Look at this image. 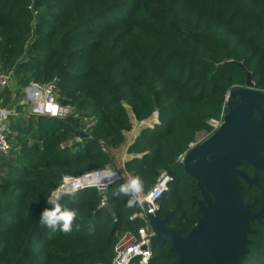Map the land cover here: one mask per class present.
Returning a JSON list of instances; mask_svg holds the SVG:
<instances>
[{
	"label": "trees",
	"instance_id": "16d2710c",
	"mask_svg": "<svg viewBox=\"0 0 264 264\" xmlns=\"http://www.w3.org/2000/svg\"><path fill=\"white\" fill-rule=\"evenodd\" d=\"M237 64L264 91V0H0V71L13 70L20 87L57 81L59 104L74 107L64 120L30 116L23 132L31 145L24 139L16 158L0 157V264L111 263L118 236L143 225L130 219L139 206L113 195L121 182L105 193L114 218L98 208L96 190H83L62 201L77 211L70 233L39 219L63 177L112 165L132 121L155 114L124 169L141 178L144 193L161 173L169 177L157 216H171L168 227L186 237L200 218V195L177 157L229 112L226 96L245 85ZM4 95L3 106L13 107L11 92ZM77 136L81 143L62 148ZM258 173L255 186L237 181L253 213L264 210ZM249 226L242 264H264V214ZM170 249L153 248L149 264L176 263Z\"/></svg>",
	"mask_w": 264,
	"mask_h": 264
},
{
	"label": "water",
	"instance_id": "95a60500",
	"mask_svg": "<svg viewBox=\"0 0 264 264\" xmlns=\"http://www.w3.org/2000/svg\"><path fill=\"white\" fill-rule=\"evenodd\" d=\"M245 85L229 93L224 123L206 141L192 144L183 163L185 175L196 181L200 199H194L200 218L186 237L168 227L171 216H147L154 233L151 249L168 244L178 261L173 264H242L254 234L249 224L264 210L253 213L240 195L237 180H250L241 166L264 174V92L254 88L251 74L241 64ZM65 69L57 75L60 80ZM255 110L258 119H252ZM81 136H86L80 132ZM149 211L147 205L144 206Z\"/></svg>",
	"mask_w": 264,
	"mask_h": 264
},
{
	"label": "built area",
	"instance_id": "2783aa9c",
	"mask_svg": "<svg viewBox=\"0 0 264 264\" xmlns=\"http://www.w3.org/2000/svg\"><path fill=\"white\" fill-rule=\"evenodd\" d=\"M14 80L15 73L13 70L8 72L0 71V95L5 91L11 92L12 90H19L20 86L18 84L14 86ZM57 91V81L47 84L31 82L27 86L21 87L20 92L23 94V98L21 101L17 102V105L28 107L30 116L64 120L73 114L74 107L71 105L59 104ZM228 97L229 94L226 96L225 104L228 102ZM15 115V109L13 107H0V157L7 156L9 153L10 118ZM224 116L225 114H222L219 119L208 121L210 131L207 132V134L211 136L221 127L224 123ZM86 129L81 132L86 133ZM73 142L81 143L82 137H75L73 141H68L66 144L62 145V148L72 146ZM100 144L102 145V150L106 152L107 150L104 143L100 142ZM187 153L188 152H185L179 155L177 157V162L182 164ZM107 168L115 171L110 165L103 169L83 173L79 177H63L60 185L50 197H55L57 195L65 196L67 195L66 193L73 192L74 189V194L83 190H96L101 195L98 208L104 209L114 218L107 203L105 193L110 185L117 182L123 183L125 180L118 171H115L117 175L114 177L111 184L98 183L103 175V170ZM169 181V177L165 173H161L155 185L147 193H143L141 197L142 202L139 205L140 211L130 218L131 220L140 221L143 225L136 233L124 232L118 236L116 244L113 247L112 261L109 264H149L152 259L150 242L154 233L148 223L147 216H154L157 214L159 210V200L168 191ZM145 205L148 206L149 211L144 209Z\"/></svg>",
	"mask_w": 264,
	"mask_h": 264
},
{
	"label": "clouds",
	"instance_id": "9594fccd",
	"mask_svg": "<svg viewBox=\"0 0 264 264\" xmlns=\"http://www.w3.org/2000/svg\"><path fill=\"white\" fill-rule=\"evenodd\" d=\"M117 175L115 171L110 168L103 170V175L98 183L111 184L114 177ZM75 192L66 193L68 196H72ZM144 193L143 181L139 176H132L121 183L117 190L113 192L114 196L127 197L126 207L134 208L141 204V197ZM63 195H57L50 197L48 205L50 207L45 208L40 216L39 223L52 231L59 230L65 234L70 233L73 230V222L77 218V211L73 208L66 207L62 201Z\"/></svg>",
	"mask_w": 264,
	"mask_h": 264
},
{
	"label": "rangeland",
	"instance_id": "374dc122",
	"mask_svg": "<svg viewBox=\"0 0 264 264\" xmlns=\"http://www.w3.org/2000/svg\"><path fill=\"white\" fill-rule=\"evenodd\" d=\"M14 81H15L14 86H16L17 85L16 80H14ZM20 89H21V87H19V90H16V91L12 90L11 91V104L13 105V108L15 109L16 115L11 120L10 133H9L10 150H9V153L6 156V158L12 157L14 159L17 157L16 153L18 151V147L22 144L24 139L26 140L28 146H30L32 143V140L30 138L28 140H27V138H25L26 136L23 132L27 126V124H23V122L30 117L28 107L17 105V102L21 101L23 98V94L20 92ZM4 93L0 95V107H7V106H3L4 105L3 98L5 99V95H6V94L4 95ZM82 123L86 124V126L89 125L88 124L89 122L87 120L82 121ZM16 127H18V129L20 128L21 136L19 135L18 129ZM209 136L210 135L207 134V132L197 133L196 138H195V144L203 143L204 141H206L209 138ZM113 163H114V161L112 159V164Z\"/></svg>",
	"mask_w": 264,
	"mask_h": 264
},
{
	"label": "crops",
	"instance_id": "0c3cea01",
	"mask_svg": "<svg viewBox=\"0 0 264 264\" xmlns=\"http://www.w3.org/2000/svg\"><path fill=\"white\" fill-rule=\"evenodd\" d=\"M158 115L155 114L152 118L147 121L137 123L136 121H132V129L128 132L124 133V142L123 144L116 150L112 151V159L114 163L111 165L115 171H118L124 178V180L132 177L133 174L126 172L124 167L125 164L131 160L134 156L128 155L127 150L133 144L135 139L141 133L142 130L146 128H152L158 121Z\"/></svg>",
	"mask_w": 264,
	"mask_h": 264
},
{
	"label": "flooded vegetation",
	"instance_id": "af4514ba",
	"mask_svg": "<svg viewBox=\"0 0 264 264\" xmlns=\"http://www.w3.org/2000/svg\"><path fill=\"white\" fill-rule=\"evenodd\" d=\"M259 91V90H258ZM261 92H264V91H261ZM230 102V97H228V102L226 103V108H227V104ZM251 118L252 119H258V114L257 112H255V110H253L252 114H251ZM210 137V136H209ZM195 144V143H194ZM240 170H243L245 172V174L247 175V177L252 180V179H255L256 178V183L253 184V185H250V184H247L244 180H242L246 185H249V186H255L257 185L258 183V180H259V173L260 171L256 170V169H253L251 167H247V166H241L240 167ZM261 173V172H260ZM262 175H264L263 173H261ZM238 181V180H237Z\"/></svg>",
	"mask_w": 264,
	"mask_h": 264
}]
</instances>
